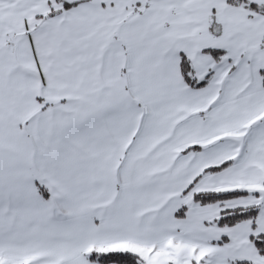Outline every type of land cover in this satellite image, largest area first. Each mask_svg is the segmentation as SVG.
<instances>
[{
  "label": "snow or ice",
  "instance_id": "1",
  "mask_svg": "<svg viewBox=\"0 0 264 264\" xmlns=\"http://www.w3.org/2000/svg\"><path fill=\"white\" fill-rule=\"evenodd\" d=\"M0 264H264V0H0Z\"/></svg>",
  "mask_w": 264,
  "mask_h": 264
}]
</instances>
